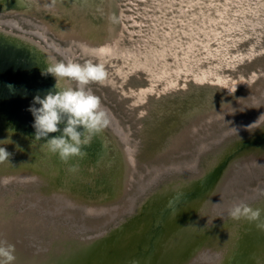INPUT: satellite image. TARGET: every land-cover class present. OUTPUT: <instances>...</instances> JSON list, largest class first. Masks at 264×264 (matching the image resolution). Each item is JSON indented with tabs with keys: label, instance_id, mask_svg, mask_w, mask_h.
<instances>
[{
	"label": "rangeland",
	"instance_id": "obj_1",
	"mask_svg": "<svg viewBox=\"0 0 264 264\" xmlns=\"http://www.w3.org/2000/svg\"><path fill=\"white\" fill-rule=\"evenodd\" d=\"M37 1L43 6L31 13L21 12L18 6L0 8V33L31 44L48 65L67 59L105 65L108 78L88 85L109 113L110 124L94 137L104 146L103 156L97 159L99 164L80 165L77 173L92 171L96 178H106L101 181L107 185L104 191L118 184L122 168L130 182L122 195L118 190L103 198L93 192L95 198L83 202L107 209L115 204L121 209L133 199L130 210L108 221L102 214L62 203L66 214L40 212L32 202L52 201L47 185L39 180L22 184L4 179V174L16 173L25 169L24 163L34 161L29 151L39 143L26 139L28 145L18 144L23 151L17 150L16 143L0 144L12 154L0 163L4 185H0V224L2 211L9 208L8 213H21L23 219L44 218L59 233L75 230L86 237L97 235L99 228L91 226L100 222L107 223L99 235L131 222L137 231L142 204L149 201L152 210L156 206L152 199L176 196L182 184L189 188L204 179L228 153L211 200L220 205L238 199L252 205L264 202L258 191L264 189V0H91L90 7L79 5L81 12L74 14L59 8L60 15L57 7ZM5 19H15L18 27L4 23ZM60 22H75L80 30L93 27L90 36L101 44L58 34L54 25ZM36 30L44 38L29 35ZM114 30L117 35L112 38ZM50 81L55 84L53 76ZM62 83L75 87L74 81ZM6 128L0 126V140L7 138ZM22 136L17 132L11 139ZM48 156L42 147L35 160ZM122 157L129 158L126 162ZM204 208L196 216L204 221L210 217L207 226H218L229 216L228 210ZM42 237L39 244L46 246L49 234ZM131 237L130 247L123 246L124 250L134 249L138 257L140 250L148 251L149 236ZM225 247L223 242L209 245L214 252H205L200 259L209 262L214 254L215 260Z\"/></svg>",
	"mask_w": 264,
	"mask_h": 264
},
{
	"label": "bare ground",
	"instance_id": "obj_2",
	"mask_svg": "<svg viewBox=\"0 0 264 264\" xmlns=\"http://www.w3.org/2000/svg\"><path fill=\"white\" fill-rule=\"evenodd\" d=\"M44 1L57 7L55 11L59 15V8L63 9L62 12L74 14L75 10L81 12L79 5L84 8L92 5L91 0ZM41 5V1L37 0H0V8L18 6L21 12L26 13L40 10ZM15 22V19H5L4 23L15 24L17 28ZM74 23H55L54 29L63 36H77L86 42L101 44L100 39L90 36L94 30L93 27L89 29L87 25L83 30H80ZM29 33V35L32 34V37H34L33 34H36L44 38L43 33L39 30ZM111 35L112 38H115L117 31L114 30ZM51 42H53L52 39ZM47 66L48 64L43 63L40 53L31 44L22 41V39L18 40L17 37L0 33V126H6V129L14 127L15 134L18 132V134L24 135L13 140L16 144L20 143V146L29 144L26 139H34L35 129L32 127L34 117L30 116V113L28 114L33 97L37 94L43 96L47 90L54 86L50 81V78L52 80L51 75L43 76L41 74ZM29 81L33 84L30 85ZM27 117L30 119L28 120ZM62 127L63 125H61ZM59 134L50 133L49 138ZM37 142L39 144L35 145L34 151H29V158L34 161L29 160L24 163L25 169H20L16 173L4 174V179L19 180V182L22 181V184H25L23 181L26 180H39L47 185L48 192L53 193L50 195L51 202L44 203L39 198H36V201H30L37 206L36 208L40 212L61 216L68 213L64 207H81L96 212L98 215L102 214L103 218L108 221V218L130 210L133 198L121 209H118L120 206L115 204L107 209L91 207L83 202L85 199L95 198L93 192L98 197L106 198L112 195V191L116 193L119 190L121 194L124 188L129 187L130 181L124 168L118 174V184H112L113 187L108 190L109 192L103 190L107 185L101 183L106 178H96L92 171L87 174L82 171L80 173L69 171V167L73 164L78 165L79 168L80 165L86 164L89 167L91 162L100 163L97 159L103 156L104 146L97 138H94L90 146L85 149L87 156L84 159L73 157L68 163L60 161L58 155L50 152H48L49 156L46 160L36 161L38 151L42 150L45 140L42 138ZM228 155L229 153L212 168L204 179H198L189 184V188L182 184L181 190H178L176 196H171L169 199L163 197L152 199L156 202V206L152 210L148 205L149 201L142 204L140 207L142 211L136 216L138 224L141 225L136 229L137 231L131 226L133 223L131 222L120 227L117 225L118 229L116 228L115 232L112 230L106 236L103 232L99 235L97 232L102 231L100 228L105 226V222H103L104 224L100 222L91 226L94 229L99 228L98 231H95L97 235L86 237V234L80 235L75 230V232L67 230L64 233H59L60 230L55 226H50L44 218L23 219L24 215L21 213H8L10 212L8 208V210L2 211L0 230L3 235L0 236V239H6L15 245L16 260L14 264H264V230L257 227L258 224L264 223V212L257 221H250L247 218L234 220L227 216L218 226L213 223L209 226L206 225V221H210V217L204 221L200 216H196L197 213L199 215L202 213L205 206L216 207L215 211L221 212L228 210L233 205H220L214 202V199L211 200L212 197L215 198V183L218 177L220 179V173L223 171ZM128 158L122 157L121 160L127 162ZM96 160L97 162H95ZM187 167L189 166L187 165ZM52 187L59 190L60 194L55 193V190L53 192ZM40 194L45 196L44 193ZM157 195L159 194L155 193V196ZM56 196H60V199L57 200ZM237 202H240V199ZM60 203L64 204V207H61ZM248 205L253 209L264 210V202ZM30 208L36 210L35 207ZM2 209L0 206V210ZM86 228L87 226L83 229ZM44 234H49L46 246L39 244L43 242L45 237L42 235ZM138 234L143 238L149 236L147 238L148 251H144V248L139 252L137 249L139 257L136 252L133 253L134 249L130 252L123 249V246L128 249L130 247L128 240L134 237H131L132 235L138 236ZM222 242L226 245L223 254L216 255L215 260H213V254L212 260L209 262L200 259V256L205 252H207L206 254L214 252L213 248L209 250V245L215 247L216 244L219 245ZM57 258H62V260Z\"/></svg>",
	"mask_w": 264,
	"mask_h": 264
},
{
	"label": "clouds",
	"instance_id": "obj_3",
	"mask_svg": "<svg viewBox=\"0 0 264 264\" xmlns=\"http://www.w3.org/2000/svg\"><path fill=\"white\" fill-rule=\"evenodd\" d=\"M41 74L53 76L55 84L43 96L35 95L28 108L34 117L32 127L35 133L32 143L43 138L45 142L42 147L58 155L64 163H68L73 157L84 159L87 156L85 149L110 124L108 111L102 107L100 98L88 87L92 83H103L108 78L105 65L67 59L49 64ZM67 81H74L76 86H63L62 82ZM6 131L8 136L0 140V144H14L11 137L15 134V128L9 127ZM50 133L60 134L49 138ZM16 148L23 151L18 144ZM11 155L5 147H0V163L10 160ZM69 171H78V165H71ZM258 191L260 195H264V189ZM262 212L264 210L253 209L243 201L234 203L228 209V215L234 220L247 218L257 221ZM257 227L264 230V223ZM15 260V245L6 239H0V264H14Z\"/></svg>",
	"mask_w": 264,
	"mask_h": 264
},
{
	"label": "water",
	"instance_id": "obj_4",
	"mask_svg": "<svg viewBox=\"0 0 264 264\" xmlns=\"http://www.w3.org/2000/svg\"><path fill=\"white\" fill-rule=\"evenodd\" d=\"M263 82V81H262ZM76 86V85H75ZM30 112L28 111V114H29ZM30 116H32V114L30 113ZM27 119L29 120L30 119V117H27ZM7 146H8V144H7ZM18 156H20V155H18ZM21 158H22V156H20ZM24 159H28V155L26 156V157H24V158H22L21 160H24ZM133 164H134V162H133ZM133 164H131V165H129V167L131 168L132 167V165ZM7 183L8 182H6V185H7ZM1 186H4L3 184H0ZM20 186H22V185H20ZM123 193H121V195H122ZM86 213V212H85ZM86 215L87 216H89V213H86ZM107 222H105V224H106ZM1 235H3V232L0 230V236ZM3 239V238H2ZM57 259H60V260H62V258H57Z\"/></svg>",
	"mask_w": 264,
	"mask_h": 264
}]
</instances>
